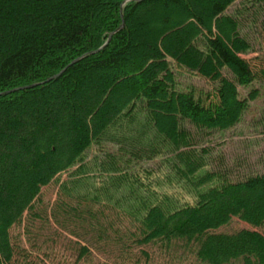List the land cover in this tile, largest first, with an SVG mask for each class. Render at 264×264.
Segmentation results:
<instances>
[{
    "label": "trees",
    "instance_id": "trees-1",
    "mask_svg": "<svg viewBox=\"0 0 264 264\" xmlns=\"http://www.w3.org/2000/svg\"><path fill=\"white\" fill-rule=\"evenodd\" d=\"M123 1L0 0V93L37 84L0 94V264L110 248L97 264H264V171L236 175L212 144L246 112L264 126V62L246 57L264 0L128 1L121 17ZM173 66L210 88H179ZM233 218L253 228L219 231Z\"/></svg>",
    "mask_w": 264,
    "mask_h": 264
},
{
    "label": "rangeland",
    "instance_id": "rangeland-1",
    "mask_svg": "<svg viewBox=\"0 0 264 264\" xmlns=\"http://www.w3.org/2000/svg\"><path fill=\"white\" fill-rule=\"evenodd\" d=\"M246 2V0L244 1ZM249 4V2H247ZM244 3L240 2V0H237L235 5L231 7L227 12L229 13L236 7V9H240ZM250 5V4H249ZM142 11H139L138 13L140 14ZM182 22L181 24L185 23L187 20L184 18L181 19ZM191 21V20H190ZM192 23V22H189ZM150 24V21L147 23V25ZM245 30H256L252 29V23L247 24L243 23ZM148 28H151L153 30L155 29H160L161 27L158 24H151ZM183 28H179L177 30H171L167 33V36H169L172 33H177V32H183ZM250 39L252 41L253 45V53L249 54L246 56L248 59H253V61L256 62V60H261L264 62V35H261L257 32L254 34H251ZM73 60L67 62L66 66L64 67L65 69L69 67L71 62ZM78 61V60H77ZM70 64V65H69ZM63 68V69H64ZM62 69V70H63ZM64 69V70H65ZM63 70V71H64ZM173 70L175 71V75L177 78L178 86L179 88H185L188 85H197V86H203L204 88H210V83L206 79H202L199 76L192 75L188 72L185 71V69L178 67V66H173ZM62 71V72H63ZM11 90V89H10ZM20 89H17L15 91H10L9 93H13L16 91H19ZM246 92V91H245ZM243 91V93H245ZM6 93V94H9ZM253 105L257 108V106H262L264 105V101L262 99L255 100L253 102ZM253 113L246 112V114L243 116V118L240 120V122L232 129L226 131L223 134H220L219 137L216 135L213 138V145L215 147V150H220L223 155H224V161L226 163V166L232 170L233 173L236 175H241L245 173V171H251L253 173H261L264 171V126L261 123H257L254 121ZM64 127L67 128L68 121L64 120L63 121ZM68 134L64 133L61 134L59 141L62 144H65L67 141ZM21 163L23 165H27L28 159H31L32 157L26 156L21 154ZM0 176L2 178H5L6 175L5 173H0ZM33 175L29 174L27 177H18L15 178L13 182H11V186H14V184H17L16 182L18 179H28L32 178ZM56 184H51L45 187L42 190L43 193V201L44 202H51L54 198V192L56 191ZM10 192V191H9ZM24 192V190L22 191ZM11 193V192H10ZM21 201V197L18 196L12 203V206L15 207L17 204H19ZM8 212L1 213L0 214V222L5 220L7 217ZM1 224V223H0ZM51 227H56V226H51ZM49 227L48 229H52ZM241 228H246V229H252L253 226L250 224H247L245 222H242L238 218H233L229 223L225 224L223 228H220L219 231H226V232H233L235 230L241 229ZM35 231V229H34ZM47 232H43L44 235H46ZM264 233V232H263ZM64 239H67L64 235L61 234L59 238V242L57 244V248L62 245V241H65ZM2 242V241H1ZM0 242V243H1ZM26 247V245H25ZM114 248L108 249V253L110 252L109 255L106 254L104 256L101 253H97L96 256L97 258L92 261L94 264L99 263V260H104L105 258L111 259V262L114 261L113 256H115V252H112ZM32 254H34L36 257L39 259H43L47 261V258L44 257L43 255H40L37 251L35 250H29ZM49 260V259H48ZM89 263V264H93ZM115 263V262H113ZM80 264V263H79ZM82 264V263H81Z\"/></svg>",
    "mask_w": 264,
    "mask_h": 264
},
{
    "label": "water",
    "instance_id": "water-1",
    "mask_svg": "<svg viewBox=\"0 0 264 264\" xmlns=\"http://www.w3.org/2000/svg\"><path fill=\"white\" fill-rule=\"evenodd\" d=\"M128 1H135V2H140V1H142V0H124L122 3H121V5H120V16L122 17V8H123V6H124V4H126ZM123 21L121 22V24L118 26V28H116L114 31H112L109 35H108V37H107V40H106V42L99 48V49H97V50H95V51H92L91 53H95V52H98L100 49H102L103 47H105L106 45H107V43L109 42V40L111 39V36L115 33V32H117L119 29H121L122 27H123ZM82 57V56H81ZM81 57H78V58H76V59H74L70 64H73L74 62H76L77 60H79ZM69 64V65H70ZM65 69V68H64ZM63 69V70H64ZM63 70H61L59 73H57L55 76H52V77H49V78H47V80L46 81H49L50 79H53V78H55V77H57ZM35 85H37L36 83L35 84H31V85H27V86H23V87H18V88H15V89H12V90H7V91H5V92H1L0 94H6V93H9L10 91H15V90H17V89H25V88H29V87H32V86H35Z\"/></svg>",
    "mask_w": 264,
    "mask_h": 264
}]
</instances>
